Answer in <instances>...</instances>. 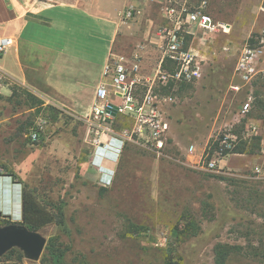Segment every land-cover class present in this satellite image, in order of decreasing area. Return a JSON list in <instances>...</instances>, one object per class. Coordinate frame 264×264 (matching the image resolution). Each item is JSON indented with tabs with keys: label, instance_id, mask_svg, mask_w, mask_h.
Returning a JSON list of instances; mask_svg holds the SVG:
<instances>
[{
	"label": "rangeland",
	"instance_id": "374dc122",
	"mask_svg": "<svg viewBox=\"0 0 264 264\" xmlns=\"http://www.w3.org/2000/svg\"><path fill=\"white\" fill-rule=\"evenodd\" d=\"M241 49L209 67L201 84L174 91L178 102L168 107L173 136L161 149L133 135L92 160L83 114L17 82L0 90V170L55 216L37 229L45 238L39 257L15 246L0 255V264H53L45 249L50 242L63 251L60 264H215L219 245L230 249L223 264H263L264 177L253 173V158L229 155L219 163L221 172L204 165L219 135L239 133L247 118L264 116V56L263 70L243 84L234 73ZM248 95L251 109L243 120L238 110ZM37 117L45 130L31 141L28 129ZM132 124L126 115L114 121L127 133ZM191 143L194 155L186 152ZM104 160L113 163L108 180ZM19 200L10 191L2 204L15 216Z\"/></svg>",
	"mask_w": 264,
	"mask_h": 264
},
{
	"label": "crops",
	"instance_id": "0c3cea01",
	"mask_svg": "<svg viewBox=\"0 0 264 264\" xmlns=\"http://www.w3.org/2000/svg\"><path fill=\"white\" fill-rule=\"evenodd\" d=\"M184 1L191 7L205 1V11L215 21H225L228 25L224 33L206 34L191 26L186 34V46L203 60V76L194 82L199 85L209 67L231 60L244 41L257 36L258 25L264 23V0ZM127 3V0H0V35L14 40L0 56V68L14 82L46 101H57L85 115L101 78L102 64L111 51L127 55L136 52L144 75L152 74L162 64L156 31L166 21L160 5L136 0L140 13L122 19L120 12ZM182 87L178 90H183ZM183 95L190 98L187 92ZM260 116L247 119L264 125V116ZM260 134L264 147V131ZM249 155L253 156L239 155L245 156L240 162ZM230 159L239 162L234 156ZM104 166L108 180L113 163L104 160ZM10 191L20 199V183L10 173L0 170V217L18 223L21 201L17 203L15 216L2 204L3 200H10Z\"/></svg>",
	"mask_w": 264,
	"mask_h": 264
},
{
	"label": "built area",
	"instance_id": "2783aa9c",
	"mask_svg": "<svg viewBox=\"0 0 264 264\" xmlns=\"http://www.w3.org/2000/svg\"><path fill=\"white\" fill-rule=\"evenodd\" d=\"M120 17L132 18L140 13L136 0H127ZM146 4L158 3L162 17L166 23L157 29L162 62L150 75L141 72L140 56L116 53L111 51L102 64L101 78L95 86L93 97L83 120L85 123V140L91 148L92 160L97 152L110 154L114 146H121L132 136L149 142L155 149H161L171 136L168 107L177 103L174 93L181 85L200 80L203 76V60L196 51L186 46V34L191 26L202 33L214 34L226 32L228 25L215 21L205 11V1L196 6H188L184 0H137ZM14 43L11 36L0 35V56ZM264 56V27L255 37L253 44L242 47L234 67L235 75L243 84L262 71L261 63ZM14 81L0 68V90L7 89ZM242 84V85H243ZM242 85H232L236 91ZM141 89V92H140ZM163 90L165 92H163ZM251 96L241 104L238 110L240 118H245L251 109ZM113 105L116 106L113 114ZM120 115L128 116L133 124L127 133L118 131L114 121ZM44 121L37 117L28 129L31 141L39 140L44 132ZM260 137L259 124L243 122L239 133L225 131L218 136L217 146L206 161L205 169L221 172L219 163L229 155L245 154L234 152L241 142L249 143L253 137ZM119 141L121 142L118 145ZM115 144V145H114ZM251 156L252 171L264 177V147ZM187 154L194 155L196 147L193 143L186 147ZM199 159L196 161L198 164ZM264 264V261H263Z\"/></svg>",
	"mask_w": 264,
	"mask_h": 264
},
{
	"label": "trees",
	"instance_id": "16d2710c",
	"mask_svg": "<svg viewBox=\"0 0 264 264\" xmlns=\"http://www.w3.org/2000/svg\"><path fill=\"white\" fill-rule=\"evenodd\" d=\"M253 35L247 39V44H253ZM243 126V122L240 125ZM255 141V142H254ZM260 137H253L249 143H241L237 145L234 152L254 154L259 150ZM217 146V141L214 142V147L210 149L209 155L212 154ZM20 201H21V221L29 229L37 230L44 225H47L55 221V216L51 213L32 193V191L27 188L24 184L20 191ZM12 223L6 217H0V226H5ZM47 250L46 254H50L53 264H60V257L63 255V251H56L54 249V243L50 242L45 246ZM13 249H9V252ZM215 252V264H223L226 256L229 254L230 249L224 248V245H219Z\"/></svg>",
	"mask_w": 264,
	"mask_h": 264
},
{
	"label": "water",
	"instance_id": "95a60500",
	"mask_svg": "<svg viewBox=\"0 0 264 264\" xmlns=\"http://www.w3.org/2000/svg\"><path fill=\"white\" fill-rule=\"evenodd\" d=\"M116 106L113 105V114ZM45 245V238L38 230L29 229L22 223L12 222L0 226V255L12 247H19L30 257L37 258Z\"/></svg>",
	"mask_w": 264,
	"mask_h": 264
},
{
	"label": "clouds",
	"instance_id": "9594fccd",
	"mask_svg": "<svg viewBox=\"0 0 264 264\" xmlns=\"http://www.w3.org/2000/svg\"><path fill=\"white\" fill-rule=\"evenodd\" d=\"M118 145H120V144H118Z\"/></svg>",
	"mask_w": 264,
	"mask_h": 264
}]
</instances>
